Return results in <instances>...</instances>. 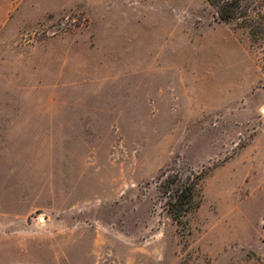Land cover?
I'll return each mask as SVG.
<instances>
[{"label": "rangeland", "instance_id": "1", "mask_svg": "<svg viewBox=\"0 0 264 264\" xmlns=\"http://www.w3.org/2000/svg\"><path fill=\"white\" fill-rule=\"evenodd\" d=\"M238 22L0 0V264H264V23ZM175 173L200 176L180 222Z\"/></svg>", "mask_w": 264, "mask_h": 264}, {"label": "trees", "instance_id": "2", "mask_svg": "<svg viewBox=\"0 0 264 264\" xmlns=\"http://www.w3.org/2000/svg\"><path fill=\"white\" fill-rule=\"evenodd\" d=\"M214 11L216 19L223 22L240 21L242 27L249 28L251 35L261 34L264 23V0H259L249 8V0H204ZM253 14L250 15V13ZM255 25L254 29L252 27ZM251 27V28H250ZM257 29V30H256ZM199 174L188 173L186 177L175 173L164 182V192L168 203V212L174 220L180 222L183 215L199 204Z\"/></svg>", "mask_w": 264, "mask_h": 264}]
</instances>
